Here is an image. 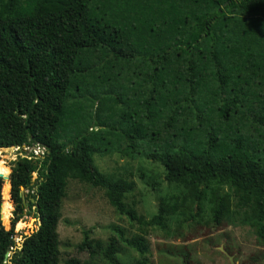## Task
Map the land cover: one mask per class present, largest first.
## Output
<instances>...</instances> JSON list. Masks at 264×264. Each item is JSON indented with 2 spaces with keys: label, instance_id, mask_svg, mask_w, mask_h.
I'll return each instance as SVG.
<instances>
[{
  "label": "trees",
  "instance_id": "obj_1",
  "mask_svg": "<svg viewBox=\"0 0 264 264\" xmlns=\"http://www.w3.org/2000/svg\"><path fill=\"white\" fill-rule=\"evenodd\" d=\"M162 1L151 0L149 5L162 12L163 18L146 10L150 21L145 24V31L158 32L152 49L146 36L130 42L126 28L108 23L106 12L92 0H0V150H22L31 145L45 150L41 156L29 152L15 162L10 175V230H5L0 220V264H8L6 254L10 249L12 264H60L57 226L69 179L102 190L113 209L136 224L139 233L125 238L119 228H114L117 238L110 237L103 245L89 237L90 231H84L77 249L87 252L89 258L72 257L66 264H91L95 256H101L108 264H123L117 256L118 239L138 254L132 264L148 263L147 228L156 226L166 231V219L174 214V209L160 199L157 212L150 219L138 215L135 203L125 202L136 184L105 175L95 166L93 157L108 154L112 143H99L96 134L85 129H75L73 136L61 133L67 127L66 99L81 89L80 76L93 69L90 58L97 53L116 62L142 57L158 73L170 64L172 52L178 51L186 61L184 80L192 93L198 71L192 52L201 50L204 44L209 55L208 71L213 72L221 90L218 114L223 120L228 119L250 89L248 81L242 85L232 83V74L264 71V0H190L197 11L193 14H189L194 8L187 0L183 1L184 7L190 10L183 15L158 6ZM176 18H183L181 24ZM172 34L175 37L168 42ZM247 66L251 68L245 69ZM154 78L152 73L151 83ZM119 97L117 94L116 101ZM138 105L150 113L153 97H146ZM119 117L121 126L111 129L119 135L128 155L160 165L166 183L187 190L196 216L202 211V201L207 199L211 223L220 226L230 211L222 186L232 187L252 200L249 222L256 227L258 239L264 241V163L259 161L256 146L249 138L238 135L227 141L219 138L215 129L208 128L198 148L189 149L180 143L163 149L160 132L145 123L137 111L122 112ZM252 118L264 125L263 116L254 114ZM96 125L108 128L106 121ZM140 146L147 150H140ZM8 174L3 164V222L11 207L7 203ZM158 186L159 183L151 184L153 190ZM22 190L31 194L22 198ZM25 209L38 221V227L24 236L18 247L14 228ZM187 260L188 255L183 254V264Z\"/></svg>",
  "mask_w": 264,
  "mask_h": 264
},
{
  "label": "rangeland",
  "instance_id": "obj_2",
  "mask_svg": "<svg viewBox=\"0 0 264 264\" xmlns=\"http://www.w3.org/2000/svg\"><path fill=\"white\" fill-rule=\"evenodd\" d=\"M183 1L185 3L187 0H163L158 6L176 15H183V12L187 14L190 10L184 7ZM94 2L106 12L105 19L108 23H118L126 28L130 33V42H136L146 36L147 42L154 49L153 43L158 32L153 29L152 33L145 31L144 26L150 21L146 10L148 8V12L158 13L162 18L163 14L149 5L151 0H92V4ZM188 4L194 8L190 0ZM190 11L189 14L197 12L195 8ZM219 23L220 21L216 22L218 29ZM174 37L175 34H172L168 42ZM201 46V50L192 52L198 67L197 86L194 85L192 93H189L184 80L186 61L178 51L172 52L170 64L165 65L158 73L153 72L142 57L116 62L97 53L96 57L90 58L94 64L93 69L80 76L83 82L81 89L66 99L64 121L67 127L63 128L61 133L73 136L75 129H85L94 132L100 140L99 143H112L108 154L93 157L95 166L105 175L122 177L136 184L125 202L129 205L134 202L138 215L146 220L150 219L156 214L160 199L174 209V214L166 219V231L156 226L147 228V264H183V254L188 255L187 264H230L228 256H231L236 264H264V241L258 239L256 227L249 222L253 203L248 195L232 187L222 186L223 192L228 196L230 211L220 226H214L211 223V205L207 199L202 201V211L196 216L195 204L190 202L187 190L181 185L166 183L160 165L144 157L132 158L128 155L119 135L111 129L121 126L119 116L122 112L135 110L145 123L160 132V145L163 149H171L180 143L189 149L198 148L208 128H213L223 140L228 141L238 135L249 138L256 146L259 161L264 163V125L255 123L252 118L254 114L264 117V71L253 70L252 73H245L248 72L246 70L240 75L232 74V83L242 85L244 81H248L250 89L228 119L223 120L218 114L221 90L213 72L208 71L209 55L206 46ZM249 68L251 66L245 67ZM152 73L155 74L153 83L149 80ZM117 94L120 96L118 101ZM148 96L153 97L154 105L150 113L138 105L139 101ZM100 121H106L108 128H99L96 124ZM22 150H0V167L4 164L9 171L7 203L11 207L4 215V222L1 218L4 201L2 193L0 206L1 223L5 230H10L13 217L9 183L16 160L19 156H27L29 152L39 156L45 152L44 148L36 145L23 146ZM140 150L147 148L140 146ZM35 177L34 174L32 179ZM1 181L3 185L4 180ZM153 182L159 183L157 190L152 189ZM21 192L23 197L31 194L28 190ZM206 194L208 197V189ZM60 215L57 226L60 264H66L72 257L80 260L89 258L87 252L77 249L83 240L84 231H90L89 237L103 245L108 243L110 237L117 238L114 228H119L125 238L139 233L136 224L130 223L125 216L119 215L113 209L102 190L75 179L68 180ZM37 227L38 221L25 209L22 219L14 228L16 246L19 247L23 237ZM10 255L11 249L7 253L8 264H12L9 261ZM117 256L123 264H132L138 259L136 251L119 239ZM90 262L108 264L101 256L91 258Z\"/></svg>",
  "mask_w": 264,
  "mask_h": 264
},
{
  "label": "water",
  "instance_id": "obj_3",
  "mask_svg": "<svg viewBox=\"0 0 264 264\" xmlns=\"http://www.w3.org/2000/svg\"><path fill=\"white\" fill-rule=\"evenodd\" d=\"M0 179H2V175H0ZM9 186H10V188H11L10 183H9ZM20 195H21V197L23 198V194H22V192H21ZM31 201L33 202V200H31ZM0 220H1V218H0ZM6 257H7V254H6ZM228 259H229L230 264H236L231 256H228ZM3 264H6V263L4 262Z\"/></svg>",
  "mask_w": 264,
  "mask_h": 264
},
{
  "label": "bare ground",
  "instance_id": "obj_4",
  "mask_svg": "<svg viewBox=\"0 0 264 264\" xmlns=\"http://www.w3.org/2000/svg\"><path fill=\"white\" fill-rule=\"evenodd\" d=\"M4 205V204H3ZM3 205H2V214H3Z\"/></svg>",
  "mask_w": 264,
  "mask_h": 264
}]
</instances>
